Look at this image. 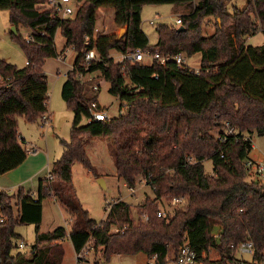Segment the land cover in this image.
<instances>
[{"label": "trees", "instance_id": "16d2710c", "mask_svg": "<svg viewBox=\"0 0 264 264\" xmlns=\"http://www.w3.org/2000/svg\"><path fill=\"white\" fill-rule=\"evenodd\" d=\"M50 1L0 0V11L8 12L16 31L10 30V39L25 58L22 68L0 61V76L9 79L0 83V176L28 155L17 118L39 124L48 114L45 60L64 55L68 48L76 53L74 69L66 72L60 91L73 118L68 141H60L59 159L38 180L35 192L22 187L13 194L0 191V264H50L54 246L65 239L77 264L88 262L78 257L83 249L107 263L114 256L142 253L148 262L154 258V264H174L184 243L196 253L198 264H237L235 249L247 241L253 245V259L263 262L264 184L247 181L245 162L252 145L243 136H264V46L246 45L256 33L264 36V0H248L244 9L232 13L226 10L228 0H71L74 12L66 18L42 7ZM147 5L185 9L180 25L155 27L154 44L141 29ZM100 7L112 9L113 25L124 29L121 36L96 29ZM209 18L214 32L204 37L202 25ZM19 27L28 31L31 42L21 37ZM57 32L64 40L58 53ZM86 37L96 56L86 72L107 82L109 94L129 108L125 115L81 125L90 104L98 103L93 79H74ZM136 50L186 58L199 54V72L186 71L174 61L116 62L111 56ZM226 125L236 134L227 136ZM95 137L112 139L115 174L128 189L144 182L153 194L134 211L122 200L108 204L99 222L83 210L72 184L74 163L96 176L85 150ZM206 160L212 175L205 173ZM172 198L183 199L184 208L166 221L157 212L162 199ZM44 200H54L70 216L69 231L40 230ZM22 225L34 226L28 257L13 253L21 239L15 228Z\"/></svg>", "mask_w": 264, "mask_h": 264}, {"label": "rangeland", "instance_id": "374dc122", "mask_svg": "<svg viewBox=\"0 0 264 264\" xmlns=\"http://www.w3.org/2000/svg\"><path fill=\"white\" fill-rule=\"evenodd\" d=\"M248 0H228L226 2V10L232 13L233 9L242 10L245 8ZM73 4V3H72ZM71 4V6H73ZM73 8V7H72ZM112 9L109 7H100L97 11L96 29L101 33L119 35V29L113 25ZM185 13L183 7L174 5H147L144 6L141 13V29L146 34L150 44L157 41L155 27L159 24L174 25L176 18ZM61 16V15H60ZM153 24L150 25L149 22ZM214 20L206 19L202 25V36L210 37L214 32ZM11 25L9 24V14L7 11H0V61H5L9 64L22 68L25 66V58L21 49L10 39ZM21 37L28 35V31L19 27ZM63 38L57 32L55 36V45L57 53L63 46ZM246 45L249 46H264V36L258 32L254 36L246 39ZM114 61L118 62L120 55L114 52L111 53ZM76 53L68 48L65 52L64 60L56 57L48 58L43 65V72L47 78V94H48V114L50 116L48 125L41 126L38 123H27L23 118L18 120V133L24 138L26 150L36 149L38 152L35 163L39 166L46 161L45 154L48 156L49 163L59 159L62 153L61 140L66 142L69 139L70 126L73 114L68 110L63 102L60 91L65 74L73 66ZM184 63L192 69H198L200 63V55L195 54L190 58L183 56ZM92 83H99L97 102L101 107L108 109V118L118 116L119 101L116 97L108 92L109 84L101 77L93 75ZM84 117L81 119V125L85 124ZM113 142L111 138L95 137L88 140L85 150L91 166L95 169L96 176H93L81 164L74 163L72 165V184L79 203L83 210L87 211L89 218L99 222L106 216V207L114 201L122 200L131 205L132 211L145 196L153 197L150 188L144 184L139 185L130 190L124 182L115 176V168L109 154L110 146ZM252 156L253 158L264 159V136H258L256 133L251 134ZM250 152V153H251ZM33 157L27 155V158ZM26 158V159H27ZM53 161V162H54ZM204 169L207 175L213 174V167L209 160L204 161ZM98 180L104 182V187L99 185ZM247 181L251 178L247 177ZM29 188L31 182H28ZM34 186V185H32ZM36 186V185H35ZM36 188V187H34ZM36 190V189H35ZM170 200L162 199L159 205V210L163 211L169 217L177 209H183L184 205L172 207L169 204ZM70 216L52 200H44L42 202V221L40 230L42 232L52 231L55 228L63 227L66 231L70 230ZM15 232L20 236V241L16 240L17 244L23 243L24 249H14L13 253H24L29 256V250L34 242V226L22 225L15 228ZM55 253V251H54ZM62 255V259L58 260L57 256ZM210 257L215 258L214 252H210ZM100 258V254L90 253L88 264ZM234 258L239 262L253 263L254 259L250 255H241L234 253ZM258 264H264L256 260ZM147 258L144 254L138 253L133 256H114L109 264H147ZM50 264H77L76 256L68 239H65L63 244L56 249V256Z\"/></svg>", "mask_w": 264, "mask_h": 264}, {"label": "built area", "instance_id": "2783aa9c", "mask_svg": "<svg viewBox=\"0 0 264 264\" xmlns=\"http://www.w3.org/2000/svg\"><path fill=\"white\" fill-rule=\"evenodd\" d=\"M42 7L46 8V9H54L55 11H57L59 13V15H61V17H64V18L71 16L74 12V10L71 6V0H54V1L48 2L47 4H45ZM149 24L152 25L153 22L150 21ZM180 24H181V19H180V17H178L175 20V25H180ZM96 31L97 30H95V32ZM24 39L26 42L32 41V37L29 34L26 35L24 37ZM90 43H91L90 39L88 37H86L84 39V47L79 54L80 55V66H81V68L79 70H76V72L74 74V79L79 81V82H84L87 80H91L93 78V74H89L86 72L88 65H90L91 62L96 61L95 50H94V48H89ZM64 57H65V53H64V55H61L58 58L61 60H64ZM124 60L132 61V62H144V63H149L151 60H156L161 65H164L166 62H169V61H174L179 67H182L186 71L193 72L195 74H198V72H199V69H192V68L188 67L187 65H185L184 59L181 55L161 56L158 53L150 55V54L144 53L143 51L136 50L134 53H127V54L120 55L118 62H122ZM73 69H74V66H72L70 70H73ZM65 77H66V74H65ZM8 80H9L8 78H3L2 76H0V83L7 82ZM92 89L94 91L98 90L99 89V83H95L93 85ZM116 99L118 100L117 97H116ZM128 108H129L128 103L119 101L118 114L125 115L127 113ZM107 112H108V109L101 107L98 103H96V102L91 103L89 108H88V117L85 119L86 123L91 122V121H104V120L109 119ZM49 119H50V116H49V114L46 113L41 118L39 125H41L43 127L45 125L47 126ZM225 132H226L227 136L236 134V131L234 129H232L231 127H229L228 125H226V131ZM243 139L245 141H247V140L251 141V137L249 135H244ZM37 152L38 151L36 149H29L28 150V154L34 155ZM245 167L247 168V172H248L247 177L251 178V181L257 182L259 184H264V159H261V160L248 159L245 162ZM184 203L185 202L183 199H178V198H172L169 201V204L172 207H178V206L184 205ZM157 216L163 218L166 221L170 218L168 215H166L161 210H158ZM0 221H2V220H0ZM18 247L20 249H24L25 245L23 243H19ZM90 253L91 252L89 250L83 249L80 252V254L78 255L79 258L85 259L86 261H88V262H84L83 264L89 263V260L87 258L89 257ZM235 253H239L241 255H250L251 257H253L254 249H253L252 243L247 241L246 243L240 244L235 249ZM76 259H77V257H76ZM95 262H96V264H109V263L104 262L100 259H97ZM147 264H154V258H152ZM174 264H198L196 253L186 243H184L178 251V255H177V258H176V261ZM237 264H249V263L238 261ZM251 264H258V262L254 259L253 263H251Z\"/></svg>", "mask_w": 264, "mask_h": 264}, {"label": "crops", "instance_id": "0c3cea01", "mask_svg": "<svg viewBox=\"0 0 264 264\" xmlns=\"http://www.w3.org/2000/svg\"><path fill=\"white\" fill-rule=\"evenodd\" d=\"M19 134V133H18ZM20 138L24 139L20 134ZM37 154H29L33 157H30L29 159L27 158L19 167H17L15 170H12L4 175L0 176V191L7 192L9 194H13L17 188L22 187L25 191H32L35 192L37 189L38 185V180L40 178L45 177L53 163L48 160L47 154H45L46 161H43V164L41 166L37 165L35 163ZM252 152L249 154V159L252 160H261L258 158H253ZM55 162V161H54ZM116 176V174H115ZM28 182H31V186L29 188H26L28 186ZM34 185V186H32ZM36 185V186H35ZM36 187V188H34ZM55 204H57L54 200H52ZM64 242V241H63ZM63 242L58 243L57 245L54 246V256H56V249L63 244ZM74 252V251H73ZM28 257V256H27ZM58 260L62 259V255L59 254L57 256ZM110 263V261H109Z\"/></svg>", "mask_w": 264, "mask_h": 264}, {"label": "water", "instance_id": "95a60500", "mask_svg": "<svg viewBox=\"0 0 264 264\" xmlns=\"http://www.w3.org/2000/svg\"><path fill=\"white\" fill-rule=\"evenodd\" d=\"M181 30H183V28H182V27H179V28H178V31H181ZM11 31H12L13 33H16L14 27H11ZM123 33H124V29L122 28V29H120V31H119V36H121ZM98 183H99V185H101L102 187H104V182H103L102 180H98Z\"/></svg>", "mask_w": 264, "mask_h": 264}]
</instances>
